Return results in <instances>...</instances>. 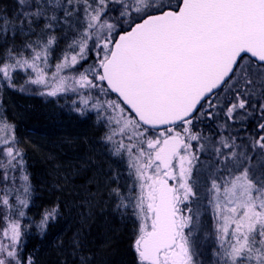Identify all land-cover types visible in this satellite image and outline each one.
Wrapping results in <instances>:
<instances>
[{"label": "snow or ice", "instance_id": "snow-or-ice-1", "mask_svg": "<svg viewBox=\"0 0 264 264\" xmlns=\"http://www.w3.org/2000/svg\"><path fill=\"white\" fill-rule=\"evenodd\" d=\"M7 90L98 132L49 157L70 199L38 216ZM66 210L56 264H107L104 214L131 223L132 264H204L209 236L215 264H264V0H0V264H41L29 241Z\"/></svg>", "mask_w": 264, "mask_h": 264}, {"label": "trees", "instance_id": "trees-1", "mask_svg": "<svg viewBox=\"0 0 264 264\" xmlns=\"http://www.w3.org/2000/svg\"><path fill=\"white\" fill-rule=\"evenodd\" d=\"M3 100L8 110L9 118L13 119L16 123L17 135L26 150L33 183L37 189L35 203L29 215L38 216L42 207L47 206L54 196L61 195L66 201L70 199L66 194L53 192L50 187L54 177V164L49 157H54L56 162H63L65 164L69 161L66 159H71L72 157L69 153L70 151H68L70 148L57 145V150L55 144L59 143V140L66 136L75 137V134H79L78 138L87 137L89 139L91 138V134L88 132L92 128L87 125L76 126L71 124L73 122L70 123V121H65L67 122L66 124L70 123L69 126L65 124L68 128L64 127L65 125H57L58 121L51 118V109L40 104V101L45 100V98L37 95L25 96L12 90H7L4 92ZM31 101H35L36 103ZM55 118H58L57 115H55ZM70 127L74 128L71 129ZM61 128L63 132L59 130ZM62 225L58 226L56 232L59 228H63ZM115 225L117 223L105 226L103 220L100 219L97 226L93 228V236L103 239V234L106 231L108 236L111 237V247L104 254L107 264H132L133 257L126 242L127 237L124 234H121L119 237V227ZM51 240L47 242L46 239L44 242H41L37 238H32L29 241V247L40 246L41 251L39 256L41 264H56L57 262V255L52 248V244L49 242Z\"/></svg>", "mask_w": 264, "mask_h": 264}, {"label": "rangeland", "instance_id": "rangeland-1", "mask_svg": "<svg viewBox=\"0 0 264 264\" xmlns=\"http://www.w3.org/2000/svg\"><path fill=\"white\" fill-rule=\"evenodd\" d=\"M7 3H11V0H6ZM18 81L19 82H23V74H20L18 76ZM4 95V94H3ZM19 96V95H18ZM22 100H25V99H22ZM31 100V99H29ZM31 102H35V101H31ZM38 102V101H37ZM63 101H61L62 103ZM36 103V102H35ZM40 104H42V106L46 107V108H50L51 109V118H54L55 120H57L58 122L56 123L57 125H65L67 122L65 121H70L73 122L71 124L73 125H76V126H79V125H87L89 126L90 128H92L90 130V132H88L89 134H91V138H89L90 140L94 141L96 136L98 135V132H97V129L94 128L92 126V122L91 121H87V122H80L78 120H76L75 117H71L66 111H61L54 103H50V102H46V99L45 100H42L40 101ZM55 115H57V119L55 118ZM60 120V121H59ZM65 122V123H64ZM69 123V124H70ZM69 124H66L67 126H69ZM66 125L64 127H66ZM68 128V127H66ZM71 129L74 128V127H70ZM61 132H63L62 128L59 129ZM74 130V129H73ZM79 134H75V137L78 138ZM84 136V135H83ZM56 145V148H57V145L59 146H64V147H67V148H70L68 151H70L69 153L72 155V157L78 155V154H83L84 151H86V148H85V145H83L82 143H80L79 141H77L76 144L72 145V146H69L65 143H63V139L59 140V143L55 144ZM75 147V148H74ZM58 150V148H57ZM62 150V149H61ZM64 155V154H63ZM71 157V158H72ZM66 160H70L69 158L66 159ZM77 183H79V181H77ZM102 219L105 226L107 224H113V223H117V227L119 232L118 233L119 237L121 236V234H124L125 237H127V245H128V241H129V233L131 231V223L128 222V223H121L118 219H116L115 217L111 216V215H108V214H104V215H98L97 218H96V223L94 225L97 226V223L99 222V220ZM203 219V218H202ZM74 220H75V211H71V212H68V210H66V215H65V219L63 221H61L60 224H63V228L64 227H68V226H71L74 224ZM203 223H204V226L205 228H208V226L210 225L211 223V218L210 216L207 218V219H203ZM59 226V225H58ZM57 226V228H58ZM103 226V227H105ZM57 228H54L52 229L48 239H47V242L48 240L52 239L53 237V234L56 232ZM106 232V231H105ZM104 232V233H105ZM95 234V233H94ZM46 242V243H47ZM215 246V242H214V237H211L209 236L207 239L203 240V243H202V251H203V255L201 257V259L204 261V264H215V256L213 255V252H212V249L214 248ZM129 248V246H128ZM130 251V250H129Z\"/></svg>", "mask_w": 264, "mask_h": 264}]
</instances>
